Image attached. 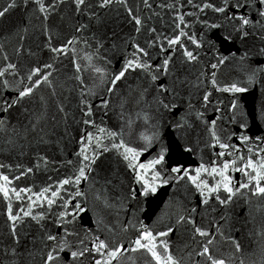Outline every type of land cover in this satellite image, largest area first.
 Segmentation results:
<instances>
[{"label":"water","instance_id":"obj_1","mask_svg":"<svg viewBox=\"0 0 264 264\" xmlns=\"http://www.w3.org/2000/svg\"><path fill=\"white\" fill-rule=\"evenodd\" d=\"M5 7L0 264H264V0Z\"/></svg>","mask_w":264,"mask_h":264},{"label":"snow or ice","instance_id":"obj_2","mask_svg":"<svg viewBox=\"0 0 264 264\" xmlns=\"http://www.w3.org/2000/svg\"><path fill=\"white\" fill-rule=\"evenodd\" d=\"M111 2H113V0H104V4H108V3H111ZM13 3H14V0H13ZM77 3L78 4H83L84 3V0H77ZM12 6V4H10V5H8V7H11ZM8 7H5L3 10H0V16H3L4 14H5V12H7L8 11ZM219 10H223V9H219ZM135 19V18H134ZM249 21L247 20V19H244L243 20V23L244 24H247ZM136 23L137 24H140V20H138V19H136ZM172 43H175V41H172ZM142 51V50H141ZM188 56L190 57V58H193L194 59V57L192 56V53H188ZM133 67V65H132V63L130 62L129 64H128V66H127V68H132ZM127 69H124V70H122L121 72H120V74H119V76H117L116 77V79H119L121 76H123L124 75V71H126ZM37 72H39L40 71V69H37L36 70ZM3 75V73H0V76H2ZM45 79H47V77L45 76ZM237 91H242V89H236ZM31 89H28L27 91H25V92H21L20 93V95L21 96H25V95H29L30 93H31ZM87 158V157H86ZM158 162V161H157ZM227 167V165H225V168ZM81 175L83 176L84 175V172H83V169H81ZM5 180H7V177H5L4 178ZM64 183H68V181H64ZM228 191H231V189H228ZM259 192H261V193H264V188H259ZM5 194L7 195V190L5 189ZM19 195V193H17V196ZM222 203H226V201H221ZM15 219V218H14ZM196 231H198V232H200V230L199 229H196ZM201 235H207V233H204V232H201L200 233ZM150 235V234H149ZM162 235H166V233H162ZM49 239H55V237H48ZM136 243H137V245H139L140 247H147V244H141V242H140V240H137L136 241ZM100 247H104V245H103V243H101V245H100ZM97 250H99V248L97 249ZM149 250H151V249H149ZM208 253V249H207V247H205L204 248V252L203 253H201V254H207ZM81 255L83 254V253H80ZM77 255V253H72V256L73 257H75ZM113 256H115L116 255V253H113L112 254ZM153 255H156V253H153ZM48 260H52V259H54V257H52L51 255H49L48 256V258H47ZM157 259H159V257H157ZM168 261H171L172 260V257L171 256H168ZM214 264H223V261H218V262H214Z\"/></svg>","mask_w":264,"mask_h":264}]
</instances>
